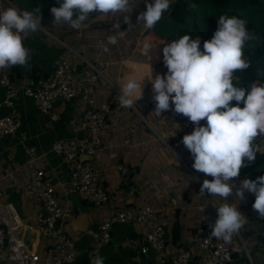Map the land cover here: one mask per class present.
Segmentation results:
<instances>
[{
	"label": "crops",
	"instance_id": "0c3cea01",
	"mask_svg": "<svg viewBox=\"0 0 264 264\" xmlns=\"http://www.w3.org/2000/svg\"><path fill=\"white\" fill-rule=\"evenodd\" d=\"M132 2L133 9L127 13L87 18L78 28L66 24L58 26L53 23V18L41 16L40 29L28 33L23 39L29 49L28 64L4 68L11 78L19 80L26 70L38 77H49L57 58L78 62L81 67L83 59L99 66L104 77L94 84L95 107L110 102L111 110L118 113L119 120L115 126L100 132L101 149L93 157L83 155L80 160L89 162L103 178L108 201L93 205L69 192L74 163L65 162L53 150L57 140L77 134L70 121L77 120L80 106L73 101L56 100L53 110L59 113V119L52 120L51 113L40 111L33 99L22 93L13 99L12 107L0 108V117L13 114L20 122L16 133L0 136V191L4 193L3 200L13 203L27 228L36 232L37 248L42 252L49 244L42 220L45 210L39 198L29 190L28 180L34 169L44 171L46 180L72 211L63 227L75 243L76 254L72 261L63 264H91L88 251L93 241L88 231L98 228L110 215L151 207L156 213L155 220L115 224L110 231L111 241L100 248L98 255L105 258V264H157V254L153 249L141 253L138 246L126 247L121 241L139 238L146 245L147 235L160 224L166 233V258L169 262L180 247L186 246V235L199 225L200 216L208 214L213 223L217 218L215 206L226 199L247 216L246 223L239 230L247 250L233 253L227 264H264V218L252 208L254 194L245 192L241 201L235 193L227 198H215L207 193L198 195L205 174L193 169V157L181 142L182 136L190 133L194 124L171 109L161 114L153 112L151 84L145 76L166 72L161 49L164 43L178 35L160 32V26L156 24L146 29L140 26V22L137 31L128 34L129 26L123 23V15H129L132 21L137 20V15L143 12L139 7L146 8L145 0ZM9 6L20 9L12 0H0V10ZM166 14L165 11L161 17ZM116 21L121 22L124 34L116 44H109L106 38L112 34V25ZM146 41L157 44L150 54L143 50ZM133 77L140 80L145 77L142 97L131 107L118 106L115 99L119 93L118 82L125 83ZM4 95L0 84V100ZM31 147L34 149L30 154L28 149ZM121 163L129 168L125 176L118 168ZM248 176L255 179L258 170ZM207 178L212 179L210 175ZM238 180L234 182V188H239ZM192 249L196 256L191 264H198L209 254L208 250L196 245H192ZM0 264H12L6 251L0 253Z\"/></svg>",
	"mask_w": 264,
	"mask_h": 264
},
{
	"label": "clouds",
	"instance_id": "9594fccd",
	"mask_svg": "<svg viewBox=\"0 0 264 264\" xmlns=\"http://www.w3.org/2000/svg\"><path fill=\"white\" fill-rule=\"evenodd\" d=\"M145 3L146 10L137 15V21L150 29L169 9L171 0H145ZM133 5L132 0H62L50 12L56 25L78 28L90 13H127ZM39 9L9 6L0 10V68L28 64L29 49L23 39L40 29ZM74 10L78 11L74 14ZM122 21L134 28L129 15H123ZM217 22L218 27L202 46L199 35L189 34L164 43L161 53L166 72L145 76L151 84L153 112L161 114L171 109L194 124L181 142L193 157V169L205 174L198 195L207 193L215 198H227L235 193L241 201L245 192H250L255 197L253 210L264 218V174L255 179L246 174L238 180L239 188H234L241 169L257 159L259 146L253 143L254 138L264 135V83L247 87L233 84V71L249 67V60L243 54L244 44L250 38L247 22L226 13L219 15ZM120 25V21L113 23L107 43L116 44L123 36ZM156 45L146 41L143 50L150 54ZM145 77L118 82L119 93L115 97L118 106L131 107L142 97ZM209 175L212 179L207 178ZM215 208L217 218L210 225V238L227 242L246 223L247 216L226 199ZM91 264H105V258L98 255Z\"/></svg>",
	"mask_w": 264,
	"mask_h": 264
},
{
	"label": "built area",
	"instance_id": "2783aa9c",
	"mask_svg": "<svg viewBox=\"0 0 264 264\" xmlns=\"http://www.w3.org/2000/svg\"><path fill=\"white\" fill-rule=\"evenodd\" d=\"M103 77L96 63L84 59L81 67L78 62L57 58L49 77H38L26 70L21 73L19 80H15L4 68H0V84L5 91L4 98L0 100V108L12 107L13 99L20 93L31 97L40 111L51 113L52 120L59 119V113L53 110L54 101H73L80 106L81 113L77 120L70 121L77 134L57 140L53 150L65 162L74 163L68 191L93 205L107 202L109 195L103 185V178L89 162L81 161L80 157H93L102 147L100 132L115 126L119 120L118 113L112 112L110 102L95 107L94 84ZM19 126V119L13 114L0 117V136L13 135ZM33 149L29 148L28 152L31 154ZM118 168L123 176L127 175V165L121 163ZM28 188L39 198L45 210L42 220L49 244L40 252L34 241L32 250L27 251L23 239L27 225L13 203L3 200L4 193L0 191V253L6 251L12 264H63L72 261L76 254L75 243L66 235L63 227V222L72 216L71 208L56 193L41 169L32 171ZM155 219L154 209L148 206L137 212L120 211L110 215L98 228L89 229L93 244L88 251V258L93 260L98 256L100 248L111 241L110 231L115 224ZM211 224L208 214L201 215L199 225L186 235V246L180 247L177 255L169 262L166 258V233L160 224L147 235L146 245L139 238L124 239L121 244L130 248L138 246L141 253L153 249L157 254V264H191L196 256L192 245L209 251L198 264H227L233 253L247 250L239 231L227 242L216 237L210 238Z\"/></svg>",
	"mask_w": 264,
	"mask_h": 264
},
{
	"label": "trees",
	"instance_id": "16d2710c",
	"mask_svg": "<svg viewBox=\"0 0 264 264\" xmlns=\"http://www.w3.org/2000/svg\"><path fill=\"white\" fill-rule=\"evenodd\" d=\"M12 1H19V8L25 9L36 8L51 0ZM60 3L61 0H58L56 6ZM76 11L78 10H75L74 14ZM166 13L158 22L160 32L174 36L199 35L201 46L205 39L211 38L218 27L219 15L226 13L244 18L250 38L244 44L243 54L249 60V67L233 71V84L247 87L252 83H264V0H172ZM98 15L90 13L88 18L96 19ZM253 143L259 146L257 159L248 167L242 168L240 176L236 179L257 170L258 176L264 174V135H258ZM176 233L178 234V231Z\"/></svg>",
	"mask_w": 264,
	"mask_h": 264
},
{
	"label": "rangeland",
	"instance_id": "374dc122",
	"mask_svg": "<svg viewBox=\"0 0 264 264\" xmlns=\"http://www.w3.org/2000/svg\"><path fill=\"white\" fill-rule=\"evenodd\" d=\"M57 1L58 0H51L50 2H47V3H45V4H42L41 6H37L36 8H40L39 9V14H40V16H43V17H45V18H53L54 19V16H53V14L50 12V8L52 7V6H56V3H57ZM19 1H16L15 2V4L17 5V6H19V3H18ZM61 2H62V0H61ZM36 8H32V7H29V9L30 10H34V9H36ZM143 6H140L139 7V9H141V10H143V11H145L146 10V8H143ZM75 11V10H74ZM103 15H105V14H103ZM103 15H101V14H99L97 17H103ZM130 18V21H131V23L134 25V28L133 27H129L128 28V34H131V33H135L136 31H137V28H139L138 27V25H139V22L135 19V20H133L132 21V19H131V17H129ZM159 22V20L155 23L156 24V26H159L158 23Z\"/></svg>",
	"mask_w": 264,
	"mask_h": 264
},
{
	"label": "water",
	"instance_id": "95a60500",
	"mask_svg": "<svg viewBox=\"0 0 264 264\" xmlns=\"http://www.w3.org/2000/svg\"><path fill=\"white\" fill-rule=\"evenodd\" d=\"M23 239L25 243V248L27 249V251H31L32 243L36 239V232L31 228H26Z\"/></svg>",
	"mask_w": 264,
	"mask_h": 264
}]
</instances>
